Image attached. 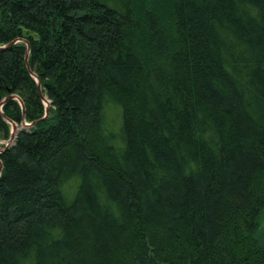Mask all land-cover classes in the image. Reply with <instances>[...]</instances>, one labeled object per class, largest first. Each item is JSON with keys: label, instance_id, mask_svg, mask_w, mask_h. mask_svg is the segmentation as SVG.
Instances as JSON below:
<instances>
[{"label": "trees", "instance_id": "trees-1", "mask_svg": "<svg viewBox=\"0 0 264 264\" xmlns=\"http://www.w3.org/2000/svg\"><path fill=\"white\" fill-rule=\"evenodd\" d=\"M9 95L0 264H264V0H0Z\"/></svg>", "mask_w": 264, "mask_h": 264}, {"label": "water", "instance_id": "water-1", "mask_svg": "<svg viewBox=\"0 0 264 264\" xmlns=\"http://www.w3.org/2000/svg\"><path fill=\"white\" fill-rule=\"evenodd\" d=\"M23 40L25 41V43H26V45H27V46H26V52H25L24 60H25V64H26L27 68L30 70V67H29V64H28V54H29V50H30V44H29V42H28L26 39H23ZM13 42H15V41L10 42L9 44H11V43H13ZM30 72H31V74L34 76V78H35V80H36V82H37V88H38V91L40 92V95H41V97H42L43 102H46V103H47V104H44V105H45V113H44V115H43V117H46L47 114H48V112H49V106H50V104H49V100H47V98H45V97L41 94V84H40V81H39L38 77L36 76V74H35L34 72H32L31 70H30ZM13 97H16V96H14V95H9V96L3 98V99L0 101V108H1L2 104L5 102V100H7L8 98H13ZM19 101H20V103H21V105H22V108H23L22 101H21V100H19ZM23 115H24V112H23ZM3 117L6 118L5 115H3ZM6 119H7V121H9L10 124H11V132H10V136H9V138L6 140V144H5V146H6V145H11V144L13 143V140H14V138L16 137L17 133L19 132V130H20L23 126L27 125V123H26L25 120H22V122H21L20 124H18V123L14 122V121H12V120H10V119H8V118H6ZM28 124H29V123H28ZM3 148H4V147H0V151H1ZM1 168H2V163H1V161H0V171H1Z\"/></svg>", "mask_w": 264, "mask_h": 264}, {"label": "rangeland", "instance_id": "rangeland-1", "mask_svg": "<svg viewBox=\"0 0 264 264\" xmlns=\"http://www.w3.org/2000/svg\"><path fill=\"white\" fill-rule=\"evenodd\" d=\"M48 100V99H47ZM43 103H45V102H43ZM5 143V141H3V140H0V145L1 144H4ZM1 147V146H0Z\"/></svg>", "mask_w": 264, "mask_h": 264}, {"label": "bare ground", "instance_id": "bare-ground-1", "mask_svg": "<svg viewBox=\"0 0 264 264\" xmlns=\"http://www.w3.org/2000/svg\"><path fill=\"white\" fill-rule=\"evenodd\" d=\"M45 104H47L46 102H45ZM23 120H25V119H23ZM22 122V121H21ZM19 124V123H18Z\"/></svg>", "mask_w": 264, "mask_h": 264}]
</instances>
